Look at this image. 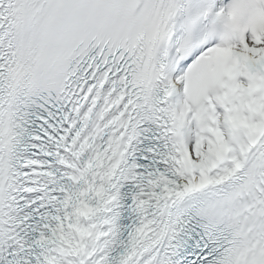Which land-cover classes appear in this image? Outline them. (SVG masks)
Returning <instances> with one entry per match:
<instances>
[{"label": "snow or ice", "instance_id": "1", "mask_svg": "<svg viewBox=\"0 0 264 264\" xmlns=\"http://www.w3.org/2000/svg\"><path fill=\"white\" fill-rule=\"evenodd\" d=\"M0 264H264V0H0Z\"/></svg>", "mask_w": 264, "mask_h": 264}]
</instances>
